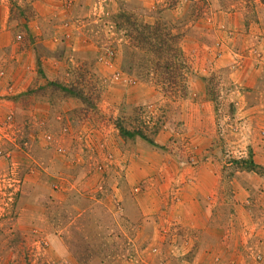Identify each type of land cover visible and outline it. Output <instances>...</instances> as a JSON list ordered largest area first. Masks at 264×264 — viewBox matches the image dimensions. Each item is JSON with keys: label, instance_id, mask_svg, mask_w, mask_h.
Here are the masks:
<instances>
[{"label": "rangeland", "instance_id": "obj_1", "mask_svg": "<svg viewBox=\"0 0 264 264\" xmlns=\"http://www.w3.org/2000/svg\"><path fill=\"white\" fill-rule=\"evenodd\" d=\"M156 24L185 98L124 65ZM263 247L264 0H0V264H264Z\"/></svg>", "mask_w": 264, "mask_h": 264}, {"label": "trees", "instance_id": "obj_2", "mask_svg": "<svg viewBox=\"0 0 264 264\" xmlns=\"http://www.w3.org/2000/svg\"><path fill=\"white\" fill-rule=\"evenodd\" d=\"M155 25V24H154ZM159 26H142L139 33L140 38H132V42L126 47L124 65L129 72L144 80L151 77V80L162 95L167 99L185 98L187 94V72L186 59L177 47L178 37L172 34V29L161 28L160 33L156 32ZM171 29V30H170ZM144 30H153L150 35H143ZM142 44L143 48L139 47ZM155 132V131H153ZM124 137L137 136L146 139V136L138 131L129 132L120 130ZM155 134V133H154ZM245 160H236L235 164L243 167ZM252 167V165H251ZM245 168V167H244ZM249 170V168H247Z\"/></svg>", "mask_w": 264, "mask_h": 264}, {"label": "crops", "instance_id": "obj_3", "mask_svg": "<svg viewBox=\"0 0 264 264\" xmlns=\"http://www.w3.org/2000/svg\"><path fill=\"white\" fill-rule=\"evenodd\" d=\"M202 215L200 214V219H201ZM264 248V247H263ZM201 264H204L203 262H200Z\"/></svg>", "mask_w": 264, "mask_h": 264}]
</instances>
